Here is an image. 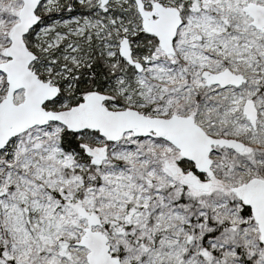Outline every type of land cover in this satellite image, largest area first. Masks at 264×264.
I'll use <instances>...</instances> for the list:
<instances>
[{
  "label": "snow or ice",
  "instance_id": "snow-or-ice-1",
  "mask_svg": "<svg viewBox=\"0 0 264 264\" xmlns=\"http://www.w3.org/2000/svg\"><path fill=\"white\" fill-rule=\"evenodd\" d=\"M0 264H264V0H0Z\"/></svg>",
  "mask_w": 264,
  "mask_h": 264
}]
</instances>
